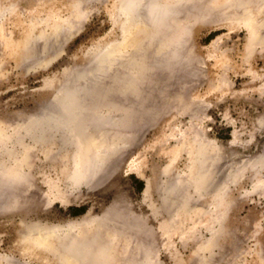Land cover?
Listing matches in <instances>:
<instances>
[{
    "label": "rangeland",
    "instance_id": "1",
    "mask_svg": "<svg viewBox=\"0 0 264 264\" xmlns=\"http://www.w3.org/2000/svg\"><path fill=\"white\" fill-rule=\"evenodd\" d=\"M72 1L0 0V160L14 154L9 165L30 177V192L16 183L11 201L32 202L0 213V264H71L59 242L92 235L88 223L111 214L122 217L125 233L103 228L113 241L105 264H264V0H191L180 5L174 30L126 24L116 10L122 0H79L78 8ZM237 1L253 10L248 22ZM40 32L46 39L36 40ZM149 34L150 47L142 43ZM26 37L33 41L24 49ZM74 85L78 105L98 107L109 127L14 124L63 117L55 94ZM190 141L214 159L206 166L223 183L225 216L217 218L211 198L203 202L199 184L175 226L172 206L145 189L166 181L160 171L170 161L186 177L188 151L179 145ZM82 144L94 147L81 154ZM24 221L63 228L48 242L24 243ZM85 257L75 264L104 263Z\"/></svg>",
    "mask_w": 264,
    "mask_h": 264
},
{
    "label": "bare ground",
    "instance_id": "2",
    "mask_svg": "<svg viewBox=\"0 0 264 264\" xmlns=\"http://www.w3.org/2000/svg\"><path fill=\"white\" fill-rule=\"evenodd\" d=\"M28 1V0H27ZM47 2V0H45ZM83 1V0H82ZM191 0H174L173 3H169L166 0H122L120 5L117 6V11H118V15L123 17L125 20L124 22L126 24H129L130 26H137L139 24H141V26L145 25L147 26L149 23V26H154V27H164L167 28L169 30L173 29L176 27V18H177V13L180 11L179 7L181 4H187L189 3ZM240 1V0H239ZM238 2V4H236V10L238 11L242 16H243V20L245 22H248V19H251V16L253 15V10L248 8L249 5H242L241 3L243 2ZM244 1V0H241ZM248 1V0H247ZM256 1V0H255ZM192 2V1H191ZM246 2V1H245ZM263 2V1H262ZM241 6H240V4ZM248 3V2H246ZM253 3V2H252ZM257 3V2H256ZM72 4L74 5V7L78 6L80 4L79 0H73ZM190 4V3H189ZM259 4V3H258ZM256 4V5H258ZM203 5V4H202ZM14 6V5H13ZM234 6V5H233ZM232 6V7H233ZM243 6V7H242ZM33 7V6H32ZM200 7V6H199ZM202 7V6H201ZM8 8H12V5H10ZM78 8V7H77ZM41 9V8H40ZM48 9V8H47ZM206 9L208 10V8L206 7ZM56 10V9H55ZM81 10V9H80ZM79 10V11H80ZM13 11V10H12ZM15 11V10H14ZM78 11V13H79ZM28 12V11H27ZM262 12V11H261ZM31 13V12H30ZM80 11V16L81 15ZM75 14H77L75 12ZM179 14V13H178ZM181 15V14H179ZM13 16V15H12ZM11 16V17H12ZM242 16L240 18H242ZM23 17V16H22ZM31 17V16H30ZM120 17V18H121ZM15 18V16L13 17ZM48 18V17H47ZM170 18V19H168ZM253 18V17H252ZM21 19V18H20ZM57 19V18H56ZM145 19V20H144ZM55 20V18H54ZM142 21H146L144 24L142 23ZM42 22V20H38L36 22H33L32 26L34 25H39ZM128 22V23H127ZM250 22V21H249ZM16 23V22H15ZM37 23V24H36ZM53 23V22H52ZM15 25V24H14ZM57 25V24H56ZM128 25V26H129ZM55 26V24H54ZM58 26V25H57ZM56 26V27H57ZM125 26V25H124ZM127 26V25H126ZM147 26V27H149ZM143 27V29H144ZM160 27V28H161ZM2 28V27H1ZM178 28V27H177ZM182 28V27H181ZM186 28V27H185ZM3 29V28H2ZM29 29V28H28ZM55 29V28H54ZM159 29V28H158ZM152 30V29H151ZM174 30V29H173ZM182 30V29H181ZM143 31V30H141ZM146 31V30H145ZM144 32V31H143ZM160 32V31H159ZM180 32V31H179ZM183 32V31H182ZM43 32H40L39 35V39L36 40H43L46 39V35L42 34ZM147 33V32H146ZM164 33V32H163ZM175 33V32H174ZM42 34V35H41ZM153 34V33H152ZM156 34V32H155ZM181 34V33H179ZM55 35V34H53ZM150 35V34H149ZM154 35V34H153ZM165 35V33H164ZM36 37H38L36 35ZM35 37V38H36ZM173 37V36H172ZM151 35L147 36L144 40V42H142L145 45H148L150 47V44H152L151 41ZM175 38V37H174ZM157 40V39H156ZM178 40H180L178 38ZM33 40L29 37H26V40H24L23 42H25V44L22 42L23 47L25 46L26 49L29 47V45L31 44ZM174 41V40H173ZM141 42V39H140ZM169 42V41H168ZM168 42H164L166 45H171ZM34 43V42H33ZM47 43V42H46ZM175 43V42H174ZM48 44V43H47ZM141 44V43H140ZM142 44V45H143ZM162 44V43H161ZM176 44V43H175ZM174 44V45H175ZM178 44V43H177ZM8 45V44H7ZM21 45V44H20ZM43 45V44H42ZM46 45V44H45ZM44 45V46H45ZM164 45V44H163ZM140 46V45H139ZM24 47V49H25ZM134 47V46H133ZM169 47V46H168ZM166 48V47H165ZM178 48V47H176ZM43 49V46H42ZM120 49V48H119ZM170 49V48H169ZM125 50V49H124ZM137 50V49H136ZM123 51V50H122ZM121 51V52H122ZM158 51V50H157ZM110 52V51H109ZM163 52V51H162ZM31 53V52H30ZM29 53V54H30ZM118 53V52H116ZM164 53V52H163ZM121 54V53H120ZM124 55V54H123ZM171 55V54H170ZM177 56V55H176ZM119 57V56H118ZM131 57V56H130ZM114 58V57H113ZM28 59V58H27ZM106 59V58H105ZM177 59V58H176ZM100 60V59H99ZM121 60V59H120ZM102 61V60H101ZM140 62L141 59L139 60ZM126 62V60H125ZM104 63V62H103ZM160 63V62H159ZM106 64V63H105ZM139 64V62H138ZM137 64V65H138ZM143 66L145 65L144 61H143ZM102 65V64H101ZM104 65V64H103ZM122 65V64H121ZM134 65V64H133ZM148 65V64H147ZM107 66V65H106ZM142 66V65H141ZM142 68L145 69V66ZM108 67V66H107ZM131 67V66H130ZM100 68V67H99ZM104 68V67H102ZM138 68V67H136ZM147 68V67H146ZM139 69V68H138ZM101 69L98 70V72ZM103 70V69H102ZM136 70V69H133ZM141 70V69H139ZM101 72V71H100ZM136 72V71H135ZM134 72V73H135ZM137 76V75H136ZM136 76L133 78L135 79ZM141 77V75H139ZM137 76V77H139ZM133 77V76H132ZM85 78V77H84ZM117 78V77H116ZM123 79V78H122ZM126 79V78H125ZM142 79V78H141ZM77 80V79H76ZM139 80V79H136ZM74 81V80H73ZM127 81V80H126ZM134 82V80H133ZM74 83V82H73ZM76 84V83H75ZM132 84V82H131ZM136 84V81H135ZM122 85V84H121ZM128 85V84H127ZM125 84V86H127ZM77 85H74V88H70V89H61L59 90L56 94H55V98L58 99L57 102H61L60 104L63 103V105L65 106L64 108L67 110V113H64L63 117L60 116H54L52 114H45L44 117L41 116V118H39V120H35L33 119V117H31L30 119H27L25 122H20L18 121V123H14V124H18L20 128H22V125H27V127H32L34 124H42V123H46L48 122L50 125H55L57 127H68L71 129H74L75 132H77L78 130L83 129V127H88L89 131L92 130L89 128V125H91L92 128L96 127V128H100V130L102 129V126L105 127H109L111 125V121H109L108 119H104L103 117H99V113L100 110L97 111L98 107H95V105H93L94 107H90L89 109L87 107H85L84 105H78L77 103ZM129 87V86H128ZM127 87V88H128ZM132 87V86H131ZM129 91V90H128ZM77 97V98H76ZM100 97V96H99ZM56 104V103H55ZM110 105V104H109ZM109 105L106 104L107 107H110ZM105 106V105H104ZM104 106L102 108H104ZM47 107V106H46ZM45 107V108H46ZM60 107V106H59ZM100 107V106H99ZM57 107H55V109H53L52 112H54V110H59ZM61 108V107H60ZM48 109V108H47ZM101 109V108H100ZM115 109V108H114ZM51 110V109H50ZM91 112L90 116L88 114H86L87 112L89 113V111ZM49 111V110H48ZM87 111V112H85ZM102 112V111H101ZM107 113V112H106ZM43 115V114H41ZM59 115V114H58ZM90 116V117H88ZM98 116V117H96ZM105 116V115H104ZM106 117V116H105ZM37 118V117H36ZM128 121V120H127ZM96 122V123H95ZM88 123V124H87ZM122 125H124L126 123V119H122L121 122ZM87 124V125H86ZM95 124V125H94ZM18 125H16V128L18 127ZM48 125V126H50ZM45 126H47L45 124ZM113 126V125H112ZM13 127L15 128V126L13 125ZM56 127V128H57ZM44 128V127H43ZM48 128V127H47ZM25 129V128H24ZM86 129V128H85ZM87 129V131H88ZM67 130V129H65ZM94 131V130H93ZM74 132V133H75ZM82 135V133H80ZM84 135V134H83ZM74 136V135H72ZM80 137L81 139L83 138L82 136H77ZM81 141V140H79ZM192 141H190L189 143H182L179 145V147H182L181 151L185 150L188 151V159H189V164L186 166V177L183 179V177L178 176L177 173L173 170V161H170L167 166H165L160 173L161 174H166V181H162V182H155L153 184H151L150 182H147L146 185V189H145V195H147V193L151 190L154 189L157 194L159 195L160 198L164 199V201L168 202L171 206H172V210L175 214V216H177V218H174V220L172 221V224L177 226L178 224L181 223L182 218L184 216H187L189 214V211H187L188 209H190L191 206H193L195 203L194 201H192L193 199H191L194 195L198 194L196 193V187L200 184L202 185V199L203 202L206 201V198H211L213 200V203L215 205V213L217 215V218L219 217V219L222 217L224 218V210L225 208V204L223 203V191L221 190V186L223 183L216 182V178L214 176V171L210 170L211 167L210 166H206L207 164L209 165V163L211 164L212 161L214 159L208 158L207 156H205L204 152H205V147L204 144H194ZM2 143V142H0ZM95 143V142H94ZM118 140L116 139L115 142L111 143L108 147L109 149L114 152V149H112L113 147L118 146ZM123 143V142H122ZM93 144V143H92ZM81 145V144H80ZM92 147H94L91 144H82L81 148L78 150L79 153H84L85 150H89ZM124 147V146H123ZM122 147V148H123ZM102 148V147H101ZM119 148V147H118ZM97 150H101L100 147L96 148ZM98 150V151H99ZM217 151V150H216ZM214 151V152H216ZM102 152V151H101ZM99 152V153H101ZM110 152V151H109ZM6 157L4 156V158H2V160H0V213H2L4 210L8 209V211H15L18 207L22 208H27L28 205L30 206V204H32L31 199H28L27 201H30L28 204V202L26 201L25 203H22L21 206H15L14 202L11 201L12 197L15 195L14 193H11V188L13 187L12 185L19 183L20 185H22V191L25 192V194H27L28 192H30V185H28L29 181H30V177L28 178L27 176H25V174L23 173H19V171L13 166H10L9 162L12 160H15L14 158V154H10V153H6ZM112 154V152H111ZM218 154V153H217ZM101 155V154H98ZM96 155V159H99L100 156ZM213 155V154H212ZM211 155V156H212ZM219 156V154H218ZM220 157L216 156V159H218ZM262 158V157H261ZM17 160V158H16ZM82 160V158L80 159ZM78 160V161H80ZM94 160V159H93ZM103 160V159H102ZM174 160V159H173ZM255 160V159H254ZM257 160V159H256ZM255 160V161H256ZM96 161V160H94ZM254 161V162H255ZM218 162V161H217ZM83 163V160H82ZM225 163V162H224ZM228 163V162H227ZM257 163V162H256ZM79 164H81V162H79ZM229 164V163H228ZM246 164V163H245ZM257 165V164H256ZM206 167H210L208 171V169H206ZM219 169V168H218ZM220 170V169H219ZM218 171V170H217ZM221 171V170H220ZM239 171V170H238ZM219 174V173H218ZM216 175V174H215ZM224 175V174H223ZM215 178V179H214ZM219 180V179H218ZM228 180V179H227ZM165 183V184H164ZM259 185V184H258ZM223 186V185H222ZM11 189V190H10ZM17 191V190H16ZM23 195V194H22ZM169 197L167 198L166 197ZM200 195V194H199ZM192 196V197H191ZM19 197V194H18ZM197 198V197H196ZM169 199V201L167 200ZM13 200V199H12ZM19 200V199H18ZM17 200V201H18ZM33 200V199H32ZM65 200V199H64ZM200 200V199H199ZM209 200V199H207ZM16 201V200H15ZM16 201V202H17ZM196 201V200H195ZM201 203V201H199ZM202 202V204H204ZM198 209V208H197ZM196 209V210H197ZM25 210V209H24ZM201 210V209H200ZM27 211V210H26ZM182 211H186L187 213L183 214L182 216ZM181 214L182 217L181 220L178 217ZM187 214V215H186ZM113 215V216H111ZM110 216H108L107 218V222H105L103 219L101 218H96L92 221H90L88 223L89 227H93L91 228V232L93 233L91 236L88 235V231H80L81 233H85V236L83 234V237L81 236V238H77L76 236H70L69 234V239H67L66 241L64 240L65 235L63 234L64 238L62 239L63 242L60 245L59 242V249H57L58 252H60L62 255V257L64 255L65 259L67 260V262L70 261V259H73L74 262H72L73 264H75V262H77L78 260H80L78 257H81L84 259V257L86 255L90 256L92 255L93 257H98V259L104 260L103 264L109 262V257L110 259L112 258V255H110L107 251V246H109L110 244H113V241H108L105 239V236H103L101 233L104 232L102 231L104 227H106L108 229V231L105 232L109 233L111 232L112 235L114 237H119L120 234L124 235L123 233H125V230L122 228V217L118 214H115L116 216H114V214H111ZM112 220H110V219ZM72 223V222H71ZM221 223V222H219ZM87 226V225H86ZM86 226H83L81 228H84ZM68 227V225H67ZM174 227V226H173ZM63 228V226H57V227H52V226H43L42 224L39 223H29V222H23L22 223V230L19 231V240H21L24 243L30 242V241H35V240H43V241H50L51 238L54 239V235L61 230ZM71 228L73 229L74 227L71 226ZM71 229V230H72ZM86 229H88V227H86ZM221 229V228H220ZM219 229V231H220ZM68 230V229H67ZM123 230V232L121 233V231ZM94 231V232H93ZM172 231V230H170ZM218 231V232H219ZM66 232V231H65ZM68 232V231H67ZM104 232V233H105ZM81 234V235H82ZM87 234V235H86ZM110 234V233H109ZM218 234V233H217ZM60 235V234H59ZM216 235V234H215ZM53 236V237H51ZM109 236V235H108ZM68 237V236H67ZM111 238V237H110ZM120 238V237H119ZM66 239V238H65ZM113 239V237L111 238V240ZM115 239V238H114ZM124 239V238H123ZM117 240V239H116ZM115 240V241H116ZM50 244V243H48ZM43 245V244H42ZM128 245V244H127ZM58 246V244H57ZM115 247V246H114ZM114 247H110L111 251ZM109 250V248H108ZM56 251V250H55ZM110 251V252H111ZM145 251V250H144ZM108 254V255H107ZM112 254V253H111ZM59 256V255H58ZM78 256V257H77ZM87 258V257H85ZM96 259V258H94ZM141 260V259H140ZM148 260V259H147ZM7 262H10L7 260ZM130 262V261H129ZM71 263V262H70ZM71 263V264H72ZM100 263V262H99ZM132 263V262H131ZM134 263V262H133ZM11 264V263H10ZM80 264V263H79ZM137 264V263H136Z\"/></svg>",
    "mask_w": 264,
    "mask_h": 264
}]
</instances>
